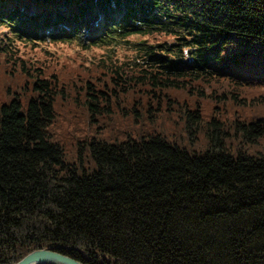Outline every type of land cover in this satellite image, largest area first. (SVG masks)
Returning a JSON list of instances; mask_svg holds the SVG:
<instances>
[{
  "label": "trees",
  "instance_id": "trees-1",
  "mask_svg": "<svg viewBox=\"0 0 264 264\" xmlns=\"http://www.w3.org/2000/svg\"><path fill=\"white\" fill-rule=\"evenodd\" d=\"M95 5L94 44L127 49L124 63L63 67L26 42ZM0 25V73L15 82L0 100V264L45 245L86 264H264V156L246 150L264 117L218 116L264 87V0H0ZM66 97L88 121L115 110L150 122L172 107L186 141L137 124L135 137H86L76 164L46 129Z\"/></svg>",
  "mask_w": 264,
  "mask_h": 264
},
{
  "label": "rangeland",
  "instance_id": "rangeland-1",
  "mask_svg": "<svg viewBox=\"0 0 264 264\" xmlns=\"http://www.w3.org/2000/svg\"><path fill=\"white\" fill-rule=\"evenodd\" d=\"M102 11V8L98 5H95L92 9L93 13H96V10ZM92 14H90L91 17ZM87 17L89 14L86 15ZM63 24L55 23L52 25L53 31H58L59 28H62ZM1 28V25H0ZM51 28V29H52ZM36 32L43 31V27L35 29ZM88 32L84 33V27L82 28L81 34L79 37L69 36L67 40H57L52 39V36H39L41 39L34 41H26L31 43V46H40L41 48H48L50 55H54L56 60L60 61V64L64 67L63 61H67L74 57L83 67L92 69L91 62L93 60L99 61L103 58L111 59L116 62V64H121L126 61L130 53L127 49H123L117 46L115 43L106 45H95V38L97 35H92L90 38L86 39L85 35L89 34ZM104 29L101 31L103 32ZM83 32V33H82ZM100 32V33H101ZM95 36V38H92ZM147 35H129V37H145ZM32 36L28 37L31 39ZM150 38L153 35H149ZM22 40L17 41L18 45H21ZM92 46L84 48V46ZM36 59H34L35 61ZM13 83L7 81V75L5 72L0 73V100L6 101L9 98V93L6 91V86L8 83ZM20 82V80H19ZM206 88V87H205ZM214 88L217 92H220L223 89V86L215 85ZM209 88H206L208 90ZM175 95L180 100H188L189 103H192L194 100L199 101V106L203 112V116H207L211 112L212 101L204 97H194L189 92H180L179 90H173ZM245 100V105L232 104L231 102L226 101L225 105H221L223 111L221 116L224 121L228 122L233 116L242 118H256L264 117V87L255 89L253 92H247L245 95H242ZM242 97V98H243ZM55 117L51 124L46 126L47 131L50 132V138L61 144L64 157L68 161H72L76 164H79V154L78 148L83 144L82 140L86 137H94L96 139H105L112 140L114 138L121 139L125 133H130L131 136H137L136 127L141 126L142 131H151L157 130L159 132H164L166 136L172 138L174 136L185 139L184 132L181 129V117L175 113V109L168 107L167 110L160 108L158 112L152 115V120L147 122L143 118L136 119L135 122L131 116L122 113H118L113 110L110 112V115L104 117H98L97 120L88 121L86 118V112L80 106L76 100H71L66 97L65 99L55 100ZM162 101H160V105ZM153 105V104H152ZM151 105V106H152ZM216 106L219 107V104L216 103ZM132 129H135L133 131ZM139 132V131H138ZM201 139V136L198 135V140ZM190 145V144H189ZM188 145V147H189ZM196 146V144H194ZM246 150L248 152H258L262 153L264 156V135L260 136L256 142L248 143ZM83 163L86 165V158L83 156Z\"/></svg>",
  "mask_w": 264,
  "mask_h": 264
},
{
  "label": "water",
  "instance_id": "water-1",
  "mask_svg": "<svg viewBox=\"0 0 264 264\" xmlns=\"http://www.w3.org/2000/svg\"><path fill=\"white\" fill-rule=\"evenodd\" d=\"M56 245L33 248L19 259L7 264H86L70 255L56 250Z\"/></svg>",
  "mask_w": 264,
  "mask_h": 264
},
{
  "label": "bare ground",
  "instance_id": "bare-ground-1",
  "mask_svg": "<svg viewBox=\"0 0 264 264\" xmlns=\"http://www.w3.org/2000/svg\"><path fill=\"white\" fill-rule=\"evenodd\" d=\"M82 23H84L85 26H81ZM84 27V33L86 34L89 29V34L85 35V38L88 39L90 38L92 35L94 34H98L100 33V31L104 28L103 23H100L98 25H93L90 20H89V16H85L82 18H77V20L74 21V24L72 25V28L69 27L67 30H64L63 28H59L58 32H62V31H69L70 29L74 30L75 33H78L80 31H82V28ZM52 32L51 29L48 30H44L43 31V35L44 36H49V34ZM83 33V32H82Z\"/></svg>",
  "mask_w": 264,
  "mask_h": 264
}]
</instances>
